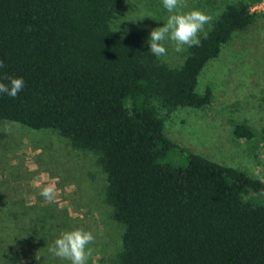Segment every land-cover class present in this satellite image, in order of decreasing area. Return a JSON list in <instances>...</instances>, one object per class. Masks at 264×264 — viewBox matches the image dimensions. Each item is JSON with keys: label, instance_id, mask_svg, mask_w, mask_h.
<instances>
[{"label": "trees", "instance_id": "1", "mask_svg": "<svg viewBox=\"0 0 264 264\" xmlns=\"http://www.w3.org/2000/svg\"><path fill=\"white\" fill-rule=\"evenodd\" d=\"M121 1L0 0V82H25L15 98L0 94V121L57 130L99 155L124 226L117 264H264V181L175 142L154 105H209L199 75L260 17L261 0L227 5L180 66L153 56L143 30L111 27ZM233 132L255 136L245 123Z\"/></svg>", "mask_w": 264, "mask_h": 264}, {"label": "rangeland", "instance_id": "2", "mask_svg": "<svg viewBox=\"0 0 264 264\" xmlns=\"http://www.w3.org/2000/svg\"><path fill=\"white\" fill-rule=\"evenodd\" d=\"M239 1L249 0H185L181 11L210 15L205 26L209 32L227 5ZM253 7L260 17L235 32L199 75L197 91H213L209 105L172 112L157 101L154 105L175 142L264 181V0ZM168 15L162 0H122L111 27L122 33L141 29L148 41L151 30L163 26ZM165 46L168 55L160 60L171 66H180L189 54V48L176 53L171 42ZM236 123L254 128L255 136L236 137ZM169 160L187 163L177 151ZM49 184L56 188L52 202L40 195ZM107 186V173L94 151L73 146L57 130L0 121V264H70L54 257L49 247L62 232L75 229L94 236L86 264H117L124 226L113 218Z\"/></svg>", "mask_w": 264, "mask_h": 264}, {"label": "clouds", "instance_id": "3", "mask_svg": "<svg viewBox=\"0 0 264 264\" xmlns=\"http://www.w3.org/2000/svg\"><path fill=\"white\" fill-rule=\"evenodd\" d=\"M162 5L169 13L167 20L163 26L151 30L147 41L149 52L157 59L168 55L165 42H171L176 53H183L186 48L200 46L202 39L208 38L205 26L211 23L210 15L196 9L181 11L186 7L185 0H162ZM3 66V61H0V68ZM7 79V84L0 82V94L15 98L24 88L25 82L22 78ZM40 195L46 201L52 202L56 195L55 185L44 186ZM93 241V234L83 229L65 231L55 239L49 247V252L54 257L70 261V264H86L92 251L88 245Z\"/></svg>", "mask_w": 264, "mask_h": 264}, {"label": "built area", "instance_id": "4", "mask_svg": "<svg viewBox=\"0 0 264 264\" xmlns=\"http://www.w3.org/2000/svg\"><path fill=\"white\" fill-rule=\"evenodd\" d=\"M256 7V6H255ZM255 7H253L252 9H254Z\"/></svg>", "mask_w": 264, "mask_h": 264}]
</instances>
